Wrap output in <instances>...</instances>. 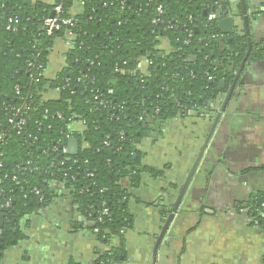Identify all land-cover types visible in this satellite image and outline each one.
<instances>
[{
	"label": "trees",
	"instance_id": "trees-1",
	"mask_svg": "<svg viewBox=\"0 0 264 264\" xmlns=\"http://www.w3.org/2000/svg\"><path fill=\"white\" fill-rule=\"evenodd\" d=\"M59 4L73 23L49 36L42 25ZM218 6L231 9L229 0H0V264L22 238L21 222L50 205L58 186L100 240H120L94 264L120 259L133 224L122 180L136 186L143 172L160 174L137 147L146 121L213 114L220 80L233 81L249 50L247 36L223 34L209 19ZM60 40L69 43L65 66L45 72ZM251 43L246 63L264 61V40ZM144 56L145 76L134 72ZM74 122L83 128L73 131ZM70 137L76 155L60 149ZM251 215L264 229V198Z\"/></svg>",
	"mask_w": 264,
	"mask_h": 264
},
{
	"label": "crops",
	"instance_id": "crops-1",
	"mask_svg": "<svg viewBox=\"0 0 264 264\" xmlns=\"http://www.w3.org/2000/svg\"><path fill=\"white\" fill-rule=\"evenodd\" d=\"M229 1L230 12L222 18L233 16L234 31L250 34L254 43L263 41L264 0H246L249 26L240 0ZM68 45L56 43L48 64L51 74L65 66ZM239 80L156 258L157 237L213 119L178 116L160 133L142 135L137 146L141 160L160 174L143 172L136 186L122 180L133 224L124 234L120 259L112 264H264V229L251 215L253 205L264 198V61L246 63ZM229 84L220 80L223 94L214 107H220ZM65 190L58 186L50 205L21 222L22 238L4 250L1 264H94L104 252L120 248L119 238L105 243L93 233L91 221Z\"/></svg>",
	"mask_w": 264,
	"mask_h": 264
},
{
	"label": "water",
	"instance_id": "water-1",
	"mask_svg": "<svg viewBox=\"0 0 264 264\" xmlns=\"http://www.w3.org/2000/svg\"><path fill=\"white\" fill-rule=\"evenodd\" d=\"M214 1H217V0H214ZM255 1V0H253ZM240 4L242 6V13L244 15L243 19L245 20V23L247 26H249V23H248V16H247V10H246V0H240ZM215 13H216V19L218 20V25H219V30L222 31V33H232L234 32V18L233 16H229L228 18H225L223 19V15L224 14H229L230 12V9H224L223 6H219L217 9L213 8L212 9ZM206 14H207V11H205ZM53 15V14H52ZM227 24V27L225 29V25ZM249 33V32H248ZM247 39H248V42H249V50L247 52V55L244 59V61L241 63V66L240 68L237 70L236 72V76H235V80L233 81V84L229 87L228 89V92L225 94L224 98L222 99V103L220 105L219 108H216L213 112V114H206L205 116L208 117V118H212L213 119V124H212V127L210 129V132H209V135L206 139V143L197 159V161L195 162L191 172L189 173L181 191H180V194L178 195L177 199H176V202L175 204L173 205V207L171 208L170 210V213L162 227V230L161 232L159 233L158 237H157V241H156V245L154 247V258L157 257V254H158V249L164 239V237L166 236L167 234V231L171 225V222L174 218V216L176 215L178 209H179V206L182 202V199L190 185V181L192 179V176L193 174L195 173L200 161H201V158L204 154V151L206 149V146L211 138V135L212 133L214 132L220 118L222 117L223 113L225 112V110L227 109V106L231 100V98L233 97V94L235 92V87L237 85V81H238V78L240 77L245 65H246V61L249 57V54L251 52V47H252V38L250 36V34H247ZM223 82V81H222ZM222 97L221 95L215 100V103L217 102H220ZM220 100V101H219ZM78 150H79V140L78 138L76 137H71L69 140H68V143H67V154L68 155H76L78 153ZM4 215L3 214H0V227L3 226V223H4Z\"/></svg>",
	"mask_w": 264,
	"mask_h": 264
},
{
	"label": "built area",
	"instance_id": "built-area-1",
	"mask_svg": "<svg viewBox=\"0 0 264 264\" xmlns=\"http://www.w3.org/2000/svg\"><path fill=\"white\" fill-rule=\"evenodd\" d=\"M78 2L80 3H83V0H78ZM158 12L162 13L163 12V7L162 6H159L158 7ZM62 5H57L53 11V15L46 18L44 20V23H43V29L45 30L46 34L51 36L53 35L55 32H57L58 30H60L63 26L65 25H71L73 23V17H62ZM216 18V13H213L209 16V19L212 20ZM160 21L159 18H155L153 20V23H158ZM68 36L72 37V32H69ZM162 48L165 50V53L168 52V48H165L162 46ZM152 62L146 57H142L140 58V60L138 61L137 63V66L134 70V72L140 70V72L145 76L148 74L149 70V65L151 64ZM48 71V68L45 69V72ZM101 104L104 103L103 100L100 101ZM22 122H20L21 124ZM77 125H79V127H77ZM83 123L82 122H74L72 123L69 127H71V129L73 131H78L80 129L83 128ZM71 138V137H70ZM68 143V142H67ZM67 143H61L60 144V149L62 150L63 153L67 154ZM59 148L56 146L54 148L55 151H57ZM68 155V154H67ZM36 191V194H40V190H35ZM10 205V203H7L6 206L8 207ZM106 213V212H105ZM95 231L97 232L98 229H95Z\"/></svg>",
	"mask_w": 264,
	"mask_h": 264
},
{
	"label": "flooded vegetation",
	"instance_id": "flooded-vegetation-1",
	"mask_svg": "<svg viewBox=\"0 0 264 264\" xmlns=\"http://www.w3.org/2000/svg\"><path fill=\"white\" fill-rule=\"evenodd\" d=\"M234 33V32H233ZM229 35V34H228ZM171 51V48H170V45H169V47H168V52L166 53V54H168L169 52ZM241 66V65H240ZM240 68V67H239ZM238 68V69H239ZM238 69H236V70H234V73H235V76H236V72H237V70ZM149 73V72H148ZM148 75V74H147ZM241 76V75H240ZM235 80V78L233 79V81ZM233 81L232 82H230V84H229V86L228 87H230L232 84H233ZM238 81H240L239 80V78H238ZM238 81H237V83H238ZM225 85V84H224ZM221 86V85H220ZM223 88V87H222ZM224 88H225V86H224ZM223 94V93H222ZM225 95V94H224ZM192 114H196V112L195 111H191V113H189L188 115H192ZM146 123H149V126H148V129L144 132V133H142V135L143 134H145V135H147L150 131H152V130H154V131H158V130H161L162 128H163V126H165V124H162V125H160L159 123H155V121H154V119L152 118H149L147 121H146ZM159 132V131H158ZM160 133V132H159ZM140 134V133H139ZM92 223V222H91ZM92 225H93V223H92ZM93 231V233L94 234H96L95 232H94V230H92Z\"/></svg>",
	"mask_w": 264,
	"mask_h": 264
}]
</instances>
